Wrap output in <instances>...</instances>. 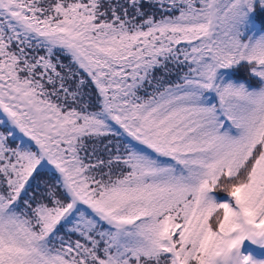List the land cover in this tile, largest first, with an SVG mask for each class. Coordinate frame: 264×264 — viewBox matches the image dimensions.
<instances>
[{"label":"snow or ice","instance_id":"6c2138e0","mask_svg":"<svg viewBox=\"0 0 264 264\" xmlns=\"http://www.w3.org/2000/svg\"><path fill=\"white\" fill-rule=\"evenodd\" d=\"M0 264H264V0H0Z\"/></svg>","mask_w":264,"mask_h":264}]
</instances>
